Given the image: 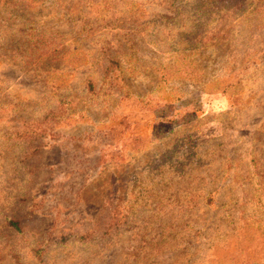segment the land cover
<instances>
[{
    "label": "rangeland",
    "instance_id": "obj_1",
    "mask_svg": "<svg viewBox=\"0 0 264 264\" xmlns=\"http://www.w3.org/2000/svg\"><path fill=\"white\" fill-rule=\"evenodd\" d=\"M0 264H264V0H0Z\"/></svg>",
    "mask_w": 264,
    "mask_h": 264
},
{
    "label": "trees",
    "instance_id": "obj_2",
    "mask_svg": "<svg viewBox=\"0 0 264 264\" xmlns=\"http://www.w3.org/2000/svg\"><path fill=\"white\" fill-rule=\"evenodd\" d=\"M103 79L106 80V82L108 81V86L113 89L114 87H117L118 85H121V78L120 75L117 74L116 69H113V73H107L106 77H103ZM87 88H88V93H91V95L96 96L98 94H100L98 92V83L97 80L93 77H90L87 80ZM127 90V89H126ZM132 96V95H131ZM127 97L134 99V100H140L135 98L134 96L130 97L127 95ZM173 109H175V106H172ZM176 116H174L175 118ZM178 117V116H177ZM75 121H79V122H84V123H90V125L94 126V118L90 115L87 114V112L83 111L81 112L79 115H77V118L75 119ZM43 132V131H42ZM43 134V133H42ZM38 149H41V146L38 147ZM115 154V152H113V155ZM112 155V156H113ZM116 156L113 157L114 161L116 160ZM98 164H103L105 165V162L108 161V159L104 158V156H101L100 159L98 158ZM112 217V218H111ZM4 227L7 229H10V231L21 235L24 233V227L22 224V221L20 219L17 218H13V217H8L6 218V220L4 221ZM120 219H118V217L116 215L110 216V218L108 219L107 222L102 223L101 225L95 227V229H93V231L88 232L87 235H92L94 233H96V229H99L98 232H101L102 230H105L106 232L113 230L114 226L119 224ZM106 234V233H103ZM46 245H40L39 249H38V253H42L45 250Z\"/></svg>",
    "mask_w": 264,
    "mask_h": 264
}]
</instances>
